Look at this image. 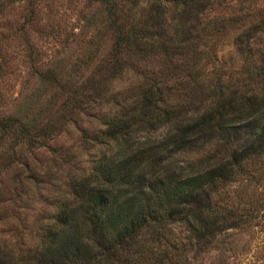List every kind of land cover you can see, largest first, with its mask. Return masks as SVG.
<instances>
[{
    "label": "trees",
    "instance_id": "1",
    "mask_svg": "<svg viewBox=\"0 0 264 264\" xmlns=\"http://www.w3.org/2000/svg\"><path fill=\"white\" fill-rule=\"evenodd\" d=\"M101 1L110 11L109 0ZM144 1L138 14L140 37L146 35L147 20L159 17L163 22L171 5L177 39L168 36L163 46H123L138 38L139 31L131 35L132 25L125 29L111 18L115 41L110 54L84 77L61 81L53 67L34 66L33 82L55 86L50 95L65 93L57 116H45L44 105L34 112L0 114V136L9 137L5 159H16L18 150L43 145L63 116L92 115L90 109L102 102L106 79L115 71L132 64L140 75L139 87L115 99L116 105L103 112L100 126L88 135L95 153L86 169L69 178L52 213L39 222L35 243L0 247V264H142L143 259L144 264H171L166 245L177 244L170 239V222L181 220L188 237L204 245L220 230L247 219L242 216L250 208L228 205L223 195L232 182L263 170L264 44L255 42L259 32L264 34V10L257 8L234 36L235 43L245 45L237 48L242 62L235 74L226 78L216 68L212 84L198 82L196 94L180 95L185 88L179 85L181 77L201 79V48L188 43L195 39L193 29L210 24L205 18L214 0ZM220 16L212 12L213 18ZM126 52L130 56L124 57ZM154 56L160 58L159 66L151 68L148 59ZM17 143L23 148L15 149Z\"/></svg>",
    "mask_w": 264,
    "mask_h": 264
},
{
    "label": "rangeland",
    "instance_id": "2",
    "mask_svg": "<svg viewBox=\"0 0 264 264\" xmlns=\"http://www.w3.org/2000/svg\"><path fill=\"white\" fill-rule=\"evenodd\" d=\"M109 2L110 11L101 0H0V114L8 110L34 112L37 106L44 105L45 116H57L65 93L50 95L57 89L55 86L33 82L34 66L43 70L53 67L61 81L84 77L98 65L100 58L110 54L109 48L115 41L111 18L124 23L125 29L132 25L131 35L139 31L138 38L123 46H149V43L163 46L162 40L168 36L173 41L180 35L171 5L163 15V22L159 17L147 20L146 35L140 37L138 14L145 1L114 0L115 7ZM239 7L242 8L238 10ZM257 8L264 10V0H221L220 3L214 0L213 9L205 18L210 19V24L203 30L193 29L191 34L195 39L188 43L201 48L197 67H201L202 80L181 77L183 81L179 85L185 88L180 95L196 94L198 82L203 87L212 84L216 68L226 78L235 74L242 62L237 48L245 45L235 43L234 36L255 16ZM230 9L235 14L231 15ZM212 12L222 16L213 18ZM258 34L255 46H262L264 34ZM250 43L254 46L253 41ZM123 54L130 56L129 52ZM148 60L151 68L159 66L158 56ZM136 70L137 67L128 64L115 71L106 79L102 102L90 109L92 115L72 112L74 120L63 116V123L52 127L43 145L18 150L19 158L5 159L9 137L0 136V247L17 249L35 243L37 225L52 213L55 199L65 192L69 178L88 167L96 146L90 147L87 138L100 126L103 112L116 105L115 99L128 96L139 87L141 79ZM231 79L234 81V77ZM175 98L170 95L169 101ZM14 146L23 148H18L20 143ZM226 189L223 200L228 205L232 202L233 206L250 208L242 216L246 215L247 219L238 226L220 230L204 245L188 237L189 230L181 220L170 222V239L177 244L166 245L173 260L171 264H264V162L260 175H247ZM146 262L143 259L142 264Z\"/></svg>",
    "mask_w": 264,
    "mask_h": 264
}]
</instances>
